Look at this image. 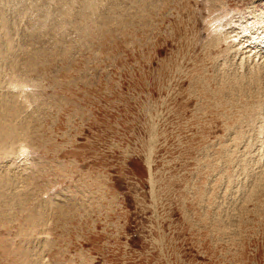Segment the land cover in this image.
I'll list each match as a JSON object with an SVG mask.
<instances>
[{"label":"rangeland","instance_id":"obj_1","mask_svg":"<svg viewBox=\"0 0 264 264\" xmlns=\"http://www.w3.org/2000/svg\"><path fill=\"white\" fill-rule=\"evenodd\" d=\"M0 264H264V0H0Z\"/></svg>","mask_w":264,"mask_h":264},{"label":"bare ground","instance_id":"obj_2","mask_svg":"<svg viewBox=\"0 0 264 264\" xmlns=\"http://www.w3.org/2000/svg\"><path fill=\"white\" fill-rule=\"evenodd\" d=\"M37 7V6H36Z\"/></svg>","mask_w":264,"mask_h":264}]
</instances>
